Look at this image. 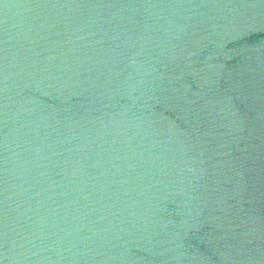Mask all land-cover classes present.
<instances>
[{"label": "water", "instance_id": "obj_1", "mask_svg": "<svg viewBox=\"0 0 264 264\" xmlns=\"http://www.w3.org/2000/svg\"><path fill=\"white\" fill-rule=\"evenodd\" d=\"M0 264H264V0H0Z\"/></svg>", "mask_w": 264, "mask_h": 264}]
</instances>
